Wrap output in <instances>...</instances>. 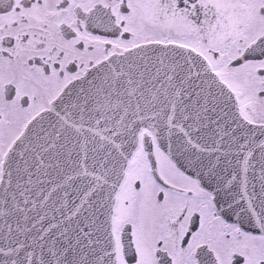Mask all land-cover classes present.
I'll use <instances>...</instances> for the list:
<instances>
[{"label":"snow or ice","instance_id":"1","mask_svg":"<svg viewBox=\"0 0 264 264\" xmlns=\"http://www.w3.org/2000/svg\"><path fill=\"white\" fill-rule=\"evenodd\" d=\"M0 264H264V0H0Z\"/></svg>","mask_w":264,"mask_h":264}]
</instances>
